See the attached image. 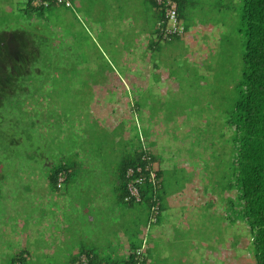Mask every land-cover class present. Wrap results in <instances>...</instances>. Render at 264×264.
<instances>
[{
  "label": "rangeland",
  "instance_id": "obj_1",
  "mask_svg": "<svg viewBox=\"0 0 264 264\" xmlns=\"http://www.w3.org/2000/svg\"><path fill=\"white\" fill-rule=\"evenodd\" d=\"M124 1L74 0L72 9L50 6L31 14L26 0H0V35L15 29L24 31L39 51L30 76L17 82L18 90L23 92L17 90L0 108V235L5 234V244L0 243V264H10L17 254L12 243L17 239L9 238L8 232L23 230L19 229L22 216H30L23 203L45 200L39 192L25 188L34 183L28 173L30 167L39 179L35 186L40 180L46 181L41 159L44 164L51 158L56 165L59 156L70 158L74 149L82 152L90 146L88 150L106 165L108 172L117 167L123 152L130 156L135 150L140 151L139 139L145 129L149 133L147 142L156 140V157L170 159L162 172L169 193L179 194L185 189L190 195L176 200L184 219L178 222L173 214L175 225L170 232L167 226L164 228L166 239L158 236L150 240L154 246L146 251L150 264H254L247 248L249 234L245 225L235 222L234 216L229 221L225 212L226 200L234 198L233 191L228 190L231 130L225 124L234 109L241 80L244 39L238 32L240 0H187L190 18L199 22V29L190 31L189 38L188 33L182 34L188 45L182 38L173 37L169 51L173 57L166 55L163 63H157L158 68L149 62V53L145 51L142 67L138 61L130 63L135 69L130 73L138 78L123 79L122 85H131V90L103 95L101 89L121 79L111 80L102 75L101 70L108 63L92 43L88 18L96 17L99 21V44L107 47L118 35L117 28H122V23L111 19L123 14L105 11L122 6ZM96 6L104 12L91 14ZM134 6L133 18L139 19L145 11ZM151 16L147 23L148 18H143L137 28L152 26ZM213 27L212 31L208 29ZM161 45L158 52L170 46ZM158 57L159 54L152 58ZM134 104L140 108L139 119L144 112L145 118L147 113L151 114L148 124L153 126H139L137 130L139 122H133V115L132 122L127 121L132 125L126 124L122 118L134 113ZM113 107L116 108L112 110ZM110 110L119 121L116 127L107 121ZM100 118L105 120L101 122ZM81 123L83 134L75 133L72 127ZM83 135H87L88 141ZM109 153L114 154L110 161ZM110 173L108 176L114 179V172ZM11 192L15 198H10ZM111 197L114 201L112 193L99 197L101 208L104 200L110 202ZM167 203L171 204V200L162 203L161 224L169 222L171 205ZM122 207L118 228L112 223L104 225L106 231L97 228L85 240L90 247L96 243L107 245V237L121 245L118 239L124 232L129 244L138 242L134 238L140 236L141 226L148 221L150 225L152 213L145 203L133 204L131 210ZM80 240L66 241L60 250H67ZM64 254L53 253L50 256L57 260L47 264H67L59 258ZM112 256L116 262H123L124 255Z\"/></svg>",
  "mask_w": 264,
  "mask_h": 264
},
{
  "label": "crops",
  "instance_id": "obj_2",
  "mask_svg": "<svg viewBox=\"0 0 264 264\" xmlns=\"http://www.w3.org/2000/svg\"><path fill=\"white\" fill-rule=\"evenodd\" d=\"M151 3V0H125L123 2V5L120 7H112L106 9L105 12L107 13L109 12L111 14H117L120 12L123 14H119L117 17L111 19L112 21H119L120 24L122 23V28H117L119 31L118 35L111 40L112 42L107 45V47L99 44V33L101 31L99 21L96 20V17L88 18L89 24L92 25L91 28L88 27L93 37H91L92 43L96 50L101 53L103 60L108 63L107 68L104 67L101 70L102 75L104 74L105 78H109L111 80L121 79V82L117 83L115 81L114 84H107L105 89H101L100 93H102L103 95L121 94V92L124 90H131V85L123 86L122 83H125V81H129L128 79L138 78L137 74L130 73L131 71L133 72V70H135L133 69V66L131 68L130 63L133 64V61H135V63L137 64L138 61L142 67V57L146 56L144 53L145 51H148L149 62L154 63V68H158L155 63L157 64L159 57L162 56L164 60L166 59V55H169L170 58L173 57L172 54H162L160 51L158 52L160 45L158 43L159 38L156 33V28L160 19V11L158 7L151 5ZM178 3L181 23L182 26L185 27V33L189 34V38L191 36L190 31L199 29V22L196 19L190 18V15L187 11V7L189 5L187 0H178ZM134 4L139 7V11H145L144 15L140 13V15L138 16L139 19L133 18L135 13V10H133ZM74 5V0H71V7L67 9H72ZM104 10L105 9L98 8V6H96L95 8L91 9L90 13L96 14L97 12H104ZM150 15H152L150 17L152 18V26L148 25L144 29L137 28L138 24L141 23L143 18L147 19ZM145 21V23L149 22V18ZM208 29L212 31V29L214 30L215 28L213 27ZM182 39L185 42L184 44L188 45L185 38L182 37ZM158 54V58H152L154 55ZM111 70L113 71V73L110 72ZM158 70L159 69H156V71ZM136 71L138 70L136 69ZM123 79H125V81H123ZM136 81L137 80H135L134 83H136ZM103 100L104 98L102 96L101 101ZM115 108L116 107H113L111 109L113 110ZM139 109L140 108L138 107V105L134 104L133 110L135 111V114L128 113V117L122 118L129 126L132 125V123L129 124L127 123V121L132 122L131 117L133 115L135 120H133V122H139L135 126L137 130L140 129L139 126L142 127L146 125L147 127L149 125H152L148 124V122L151 120L148 113L146 114V118L144 117L145 112L141 115V119L138 118L137 111ZM111 113L113 112H111L110 110V117H108L106 114V118H109L107 119V121H109L112 126L116 127L119 121H116L112 117ZM114 115L118 114L115 113ZM100 120L101 122H103L105 119L100 118ZM144 120L146 121L145 123L143 122ZM80 127H82V123L78 124L77 126L75 125L72 128L76 129L74 130L75 133L83 134ZM83 127H86V125H84ZM142 134L143 132L141 133V135ZM125 136L126 133L124 137ZM83 139L85 141H88L87 135H83ZM155 141V139H151V141L149 142H147L146 140L145 142L148 144L146 148L147 151H149V153L155 159L154 165L156 170L163 172V166L165 165L167 167L170 159L156 157L157 150H155L156 146L155 144H153ZM116 144H119L118 137L116 138ZM87 147L88 149L90 148V146ZM88 149L80 152L81 150H79V148H76L72 151L70 158H65L63 155H61L59 156V162H57L56 165L53 164L51 158H48L44 164H42L41 159L39 162H41L40 164L44 168V179L46 181L43 182L42 180H40L35 186H33V184L39 179L32 173L31 167L28 169L30 178L34 179V183L31 182L28 187H26L27 185H25V188L30 189V191H35V194L39 192L40 194H42V196L45 197V200L27 201L26 203H23L28 206L30 216L27 218H24L22 216L23 222L19 224V229L23 230L8 232L9 238L17 239L12 241V243L14 244L13 249L17 250V254H15V256H13V258L10 260V264H47L48 261L54 262L55 260H57V258H54L50 255H53V253H57L59 251L66 252V254L61 255V257L59 258L61 261L66 262L67 264H72L77 260L78 256H80L79 258H81L82 262H87L83 255L88 256L91 262H96L97 264L114 263L116 260L113 259V253L116 255H124V258L126 259V255L129 253L130 248L132 246L135 247L136 245H138L139 241L143 242L144 240L146 241L144 243V248L148 247L147 250L153 249L154 246L150 241L151 239H158V236L166 239L164 228L167 226L168 232H170V229H172V227L175 225L174 220H176V218L178 222L184 219V213L179 211L178 206H180V204L179 202H176V200L178 198L180 199V197H183V199H185L184 196L188 195L186 191L184 192L185 189L182 190L179 194L172 192L165 198V200H171V204L167 203L168 206L171 205V214L169 213L168 218L169 222L167 224H161L163 221L161 214L164 210V208H162V212H160L155 224L150 223L149 225V221L147 220L148 222L146 223V225L141 226L140 236H134V239L138 238V242L129 244L127 242L126 232H124V234L120 233L119 238L121 239H118L122 241L121 245L119 242L117 243L114 238L107 237L109 241L107 245H99L96 243L93 247H90L89 244L85 242V240L89 238V235L93 233V231H95L97 228L98 230L106 231V226L104 225H107L109 223H112L113 226L117 227L116 225L120 221L119 213L123 208L122 206H128L127 208H130V210L132 209L133 205L129 206L126 204H121L118 201L120 185L119 170L122 163L137 151H132L133 154H131L130 156L129 154L127 156L123 152L122 159L121 161H119V163H117V167L114 170H109L108 172H106V165L102 161H100L98 157L95 158V156H93V153H91ZM143 150L144 149H142L141 151ZM113 155V153H109V161L111 160ZM58 167H63L66 174H64L63 178H61L62 180L60 181V188L51 181V173ZM110 172H114V179H112L111 176H108L111 175ZM106 184L107 186H105ZM105 190L110 191L105 192ZM103 193L110 194V196L112 193L115 197L114 201L111 197L110 202H106L103 199L105 205L103 208H101V205L103 203L99 197H101ZM188 196L190 198V195ZM12 197L15 198L13 193L11 192L10 198ZM186 201L188 200L186 199ZM180 203L181 205H184L182 202ZM16 206L17 205H15V207ZM109 212H111V214L108 216L107 214ZM103 214L107 216H104ZM173 214L176 215V218L173 216ZM177 215L181 216L177 217ZM113 216L115 217L114 219ZM8 227L9 226H7V229ZM121 231H124V229ZM108 236L110 235L108 234ZM0 237V243L5 244V241L3 239L5 237V234L0 235ZM72 239L81 240L80 242L72 243V246L67 250H60L61 246L66 241ZM149 263L150 260L148 259L147 264Z\"/></svg>",
  "mask_w": 264,
  "mask_h": 264
},
{
  "label": "trees",
  "instance_id": "obj_3",
  "mask_svg": "<svg viewBox=\"0 0 264 264\" xmlns=\"http://www.w3.org/2000/svg\"><path fill=\"white\" fill-rule=\"evenodd\" d=\"M39 1L43 0H27L26 9L31 14L47 9L42 5H34ZM151 1V5L158 7L160 11L159 21L163 20L162 9L157 6L156 0ZM174 1L179 11L178 0ZM51 7L62 6L51 2ZM239 15L238 32L244 39L241 80L237 87L234 109L225 124L231 130L228 190L233 191L234 198L229 197L226 200L225 212L229 221L234 216L235 222L240 221L245 225L249 234L247 248L254 264H264V0H240ZM156 30L159 45H170L167 46L168 49L160 52L171 54V41H164L159 35V30ZM25 34L24 31L15 29L0 35V108L5 99L17 92V82L30 76L29 71L34 61L39 58L37 46L31 36ZM163 60L161 56L157 63H163ZM168 66L171 70V64L168 63ZM18 92L23 90L20 88ZM144 131L146 133L143 132L139 139L144 150L140 149L127 158L120 167L118 201L129 206L145 203L150 213L153 208H157L156 220L151 222L155 224L162 212V203L167 195L172 193H169L168 187L164 185L162 172L156 170L158 184L145 182L143 187L138 188L141 199L139 203L127 201L129 169L136 170L138 167L148 166L149 163L155 164V159L147 151L148 144L145 141L148 133L146 129ZM64 174L63 167H58L51 173V181L59 188V179L63 178ZM145 242L139 241L138 245L132 246L122 263L115 261L110 264H147L150 255L146 253L148 247L144 248ZM83 256L87 264L96 263L91 262L88 256ZM72 264H82L81 258H77Z\"/></svg>",
  "mask_w": 264,
  "mask_h": 264
},
{
  "label": "built area",
  "instance_id": "obj_4",
  "mask_svg": "<svg viewBox=\"0 0 264 264\" xmlns=\"http://www.w3.org/2000/svg\"><path fill=\"white\" fill-rule=\"evenodd\" d=\"M51 2L56 6H62L65 8L71 7L70 0H43L42 2H35L34 5H42L44 8L50 7ZM157 6L161 8L164 15L163 20L159 21L157 24V29L159 30V35L164 41H171L173 37H181L184 34V27L182 26L181 19L179 16V11L177 9V3L174 0H156ZM158 36V34H157ZM148 174V176H147ZM128 192L129 197L127 201H135L139 203L141 201L139 196V187L144 186L145 182H150L153 184H158L157 174L155 165L149 163L146 167H138L136 170L129 169L128 171ZM62 179H59V182ZM152 220L155 222V217L158 214V209L153 208ZM82 264H87V262H82Z\"/></svg>",
  "mask_w": 264,
  "mask_h": 264
}]
</instances>
